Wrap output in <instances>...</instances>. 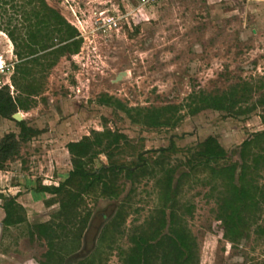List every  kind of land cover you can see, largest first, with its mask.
<instances>
[{
    "label": "rangeland",
    "instance_id": "1",
    "mask_svg": "<svg viewBox=\"0 0 264 264\" xmlns=\"http://www.w3.org/2000/svg\"><path fill=\"white\" fill-rule=\"evenodd\" d=\"M47 1L78 28L83 43L78 53L62 56L49 71L45 89L34 105L20 110L22 120L40 132L22 141L19 154L0 170V192L5 197L17 196L27 220L17 226L3 224L0 264H40L44 259L47 244L30 236L28 224L51 219L59 204L47 205L51 195L34 189L40 182L58 184L66 178L72 169L68 142L109 127L127 134L130 142L143 150L174 143L177 150L168 160L175 166L197 144L214 135L228 151V158L219 161L223 163L239 160V145L264 129V105L240 116L208 109L187 115L175 128H150L97 101L107 93L131 107L180 104L194 92H221L241 81L252 82L254 101L264 94V0ZM109 16L115 18L116 25L103 23ZM0 48L7 60L15 59L13 43L1 30ZM118 74L122 77L117 80ZM1 78L6 80V74ZM186 110L183 107L182 112ZM10 131L19 133L20 128L14 120L0 117V139ZM146 153L150 161L157 156L156 151ZM106 162L102 154L95 165ZM260 173L258 180L264 184V169ZM213 184L217 186L213 188ZM124 186L122 197L133 184L128 180ZM221 189L220 182L211 181L208 170L191 171L175 198L183 223L197 242L194 264H264V236L254 232L255 225L239 243L223 236L217 218ZM87 200L93 218L82 243L77 234L69 233L51 264H61L60 256L80 245L81 254L97 247L87 264L104 259L115 226L99 241L97 236L119 200ZM3 202L0 197V205ZM157 206L155 177L143 178L135 184L131 211L106 264H122L118 246H129L133 227L145 222ZM189 206L191 212L186 211ZM4 217L0 206V222ZM258 222L264 223V219Z\"/></svg>",
    "mask_w": 264,
    "mask_h": 264
},
{
    "label": "trees",
    "instance_id": "2",
    "mask_svg": "<svg viewBox=\"0 0 264 264\" xmlns=\"http://www.w3.org/2000/svg\"><path fill=\"white\" fill-rule=\"evenodd\" d=\"M0 30L12 41L18 59L11 75L16 94L11 93L8 85L0 88V115L14 120L20 128L19 133L10 131L0 139L2 170L19 154L21 142L40 132L25 120H15L12 115L34 105L36 97L45 89L49 71L62 56L78 53L83 37L47 0H0ZM254 89L252 82L241 81L221 92H194L185 103L152 107H131L107 93L101 94L97 101L122 110L133 123L150 128H175L187 115L208 109L234 116L248 114L264 105V94L252 101ZM183 107H187L185 112H182ZM66 146L72 161L66 178L58 184L40 182L34 189L51 195L46 199L47 205L59 204L51 219L28 224L30 236L43 239L47 244L40 264L52 263L53 255L59 252L60 243L69 233L77 234L82 243L93 218L87 199L107 198L119 201L100 228L97 241L115 226L113 238L104 250V259L88 263L106 264L131 211L135 184L151 176L155 177L158 206L145 222L133 227L129 246H118L122 264H194L197 242L183 223L175 198L190 172L202 169L209 171L213 183L222 185L217 218L221 220L223 236L233 244L239 243L253 225L254 232L264 236V223L258 222L259 218L264 219V184L258 180L264 169V129L239 145V160L223 163L219 161L228 158V151L214 135L197 144L194 151L175 166L168 160L177 150L174 143L158 150H143L132 144L127 134L109 127L93 130L90 135L70 141ZM146 151H156L157 156L150 161ZM102 154L107 162L97 167L95 160ZM128 155L133 158L128 160ZM128 180L133 186L122 197ZM0 197L4 198L0 206L5 211L3 223L6 227L27 222L25 208L17 196L5 197L0 192ZM186 211L191 212V206L186 207ZM81 246L60 256L61 264H87L97 247L81 254V250L78 251Z\"/></svg>",
    "mask_w": 264,
    "mask_h": 264
},
{
    "label": "built area",
    "instance_id": "3",
    "mask_svg": "<svg viewBox=\"0 0 264 264\" xmlns=\"http://www.w3.org/2000/svg\"><path fill=\"white\" fill-rule=\"evenodd\" d=\"M144 3L150 2V0H142ZM103 23L111 27L112 25H116L115 18L113 16H109L107 19H103ZM12 55L15 56V59L7 60L5 57V54L2 52L0 48V57L2 63L0 64V88L3 86L8 85L10 88H12V94L13 90L15 89L12 81H11V75L14 71L15 64L18 61L17 56L14 53V50H11ZM6 74L7 79H2L1 77ZM14 95V94H13Z\"/></svg>",
    "mask_w": 264,
    "mask_h": 264
},
{
    "label": "water",
    "instance_id": "4",
    "mask_svg": "<svg viewBox=\"0 0 264 264\" xmlns=\"http://www.w3.org/2000/svg\"><path fill=\"white\" fill-rule=\"evenodd\" d=\"M121 77H122V75L118 74L117 80L120 79ZM12 116L17 121H21L23 119L22 113L20 111L14 113ZM2 226H3V222H0V237H1V232H2Z\"/></svg>",
    "mask_w": 264,
    "mask_h": 264
},
{
    "label": "crops",
    "instance_id": "5",
    "mask_svg": "<svg viewBox=\"0 0 264 264\" xmlns=\"http://www.w3.org/2000/svg\"><path fill=\"white\" fill-rule=\"evenodd\" d=\"M0 117H2V116L0 115ZM2 118H4V117H2ZM4 119H7V118H4Z\"/></svg>",
    "mask_w": 264,
    "mask_h": 264
},
{
    "label": "flooded vegetation",
    "instance_id": "6",
    "mask_svg": "<svg viewBox=\"0 0 264 264\" xmlns=\"http://www.w3.org/2000/svg\"><path fill=\"white\" fill-rule=\"evenodd\" d=\"M4 224V223H3Z\"/></svg>",
    "mask_w": 264,
    "mask_h": 264
}]
</instances>
